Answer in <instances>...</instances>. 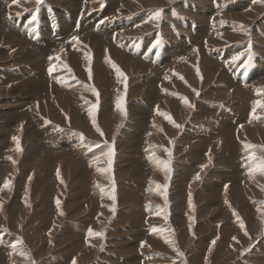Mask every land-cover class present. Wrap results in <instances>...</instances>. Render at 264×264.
Instances as JSON below:
<instances>
[{"label": "rangeland", "instance_id": "1", "mask_svg": "<svg viewBox=\"0 0 264 264\" xmlns=\"http://www.w3.org/2000/svg\"><path fill=\"white\" fill-rule=\"evenodd\" d=\"M0 1L1 2L7 1L8 7H10L11 5L14 6L15 4L19 3L18 2L19 0H16V2H14V0H0ZM66 1H69L70 5H67ZM162 1L164 3L165 2L168 3V4H163L162 8H165V6L168 5L166 7H169L170 9L172 8L174 10V12L171 15L169 14V20H170L169 27H167L164 30L163 28L162 29L158 28L160 26L156 24L158 20L155 19L151 23L152 29L147 31L149 33H144L140 35L139 37H134L132 36L134 35V32H132L130 36L133 38V41L138 44V47H140V51H141L140 58L142 60L145 59V56L147 58V55L149 53L152 54L153 52H154V56H157L158 54L159 56L164 57L165 53L169 49L168 46L171 43L175 44V46H178V49L181 54L180 55L181 60L184 59L182 61L183 63L180 65V62L179 63L177 62L180 66L177 67L176 66L177 63H176L173 69L171 68L172 70L170 69H167V70L171 75L174 74L175 77H178L177 80H180L181 86L184 89L186 88V83L188 81V75L185 71H182V69H178V68L183 66V69H185L184 67L187 64V58L189 57V55L194 53V51L195 52L197 51L196 53L199 55V56H196L197 61L193 63L194 68L200 69V65H201L200 62L202 60V62L205 61V63L207 64V67L209 66L217 67L221 72L225 73L229 79L236 80L237 79L236 76L242 75L244 71L246 72V74L249 72L252 73L259 67L258 58L261 59L260 56L264 54L263 50H260L261 47L262 48L264 47V27H263L264 26V16H263L264 13L258 18H254L255 20H252L246 23L242 22L243 13H246V12H243L242 8L244 6H247L246 4L249 3L248 9H247L248 11L249 9H251V7L254 6L257 0H242V1L241 0H231L233 2L231 5L229 4L231 2H229L227 5H225V7H223V10H225L227 13L226 15H224L221 12H218L219 7L221 6V4L218 3V0L217 1L216 0H184L186 1V3L192 6L191 9H189L190 12L186 8H184L186 10L184 12L183 9H181L183 7L180 8V7L175 6L177 3L183 2V0L182 1L181 0H162ZM259 1L264 2V0H259ZM25 2H26V7L24 11L20 13L18 12V14H16L17 16L13 15V13L12 14L10 13L11 15L9 14L6 16V19H8L9 22H7L5 19L3 22L6 23L7 25L8 24L12 25V27L15 28V32L18 35H20V32L24 33V35L23 34L22 35L25 37L24 38L25 43H26V39L31 41L32 43L35 42L34 43L35 45L43 44L44 41L46 40L47 42H50V43H53L55 41L61 42V40L63 41V43L64 42L65 43L68 42V43H66L67 46L65 47H63V45H60V48L52 55L49 53L54 48L57 49L58 45H52L50 48L49 46H46L45 48H40V50L43 51V54L42 53L41 55L38 54V57H36L33 60L32 58L24 59L22 64L25 63V61L28 63L29 61L30 63L34 61L40 66L41 65L45 66L44 68H47V74L49 75L50 82L48 83V87L50 89H52L53 87L56 88L55 85H58V83H59L58 86L60 87H64L65 85L69 83L67 88H69V86L72 89L75 87L78 88V94H81V97L83 98V104L86 106L84 108V112L86 108L88 110L94 108L93 109L94 112L97 113L95 122L91 119L92 121L89 120L85 122L84 124L92 126V127L99 126V131H100L99 137L98 136H97L98 138L90 137L89 141L96 143L94 148H92V151L98 149V151H101V152L99 154L100 156L99 155L91 156L88 159V163H90L92 165L91 167L93 168L92 176H96L104 172L107 174V179H104L102 182H99L97 184L95 183L96 180H93V179H88V181H84V186H87L88 190H86L83 184L80 182L76 184H72L71 190L67 189L69 191H65V193H64V190L62 191V189H60L61 188V186L59 185L60 183L56 185L55 191L57 190V193H59L60 195L62 194V196L60 197V195L57 193L53 194L52 199H54L53 201L54 204L56 203V205H58L57 201L59 202L61 201L60 204L62 205L64 202L66 203L71 196L72 197L75 196V198H77L76 201H82L81 204H78V209H79L78 211H72L71 206L67 207L66 204L63 206V207L66 206L65 208L66 212L68 211L70 213L68 215L65 214L66 216L63 217L64 219H61L59 222V224L62 227H64L63 230L61 229L54 230L55 228L54 225L40 228L38 230L37 228H32L31 225H28L27 222H26V225L24 222L20 223V220H17L18 217H15L14 219H12L13 221L10 220L11 222L8 223L7 221L6 222L1 221L2 215H0L1 217L0 219V250L4 251V254H2L0 251L1 253L0 254V264H23V262L26 264H59V263L60 264H73V261H75V264H132V260H131L132 258H135V262H136L135 264H138V263L147 264L149 262L150 264H259L261 263L259 262V260H261L264 263V214L262 218L257 217L258 207H256V204H260L264 200L260 201L255 197L244 195L245 196L244 199L236 200L235 203H237V205H235L234 203L229 201L227 198L222 197V193H221V199H222L221 201H222V205L224 209L226 208L225 209L226 214H227L226 216L228 215H232L230 217L234 216L231 219L230 217L229 218L226 217L224 218V220H222L221 219L222 215L220 214V212H223V211L221 209L219 194L215 196H213L215 193H212L210 195L204 194L206 197L201 202L197 203L195 201L194 196H190V195L187 196L186 194L189 192L188 189L186 188L188 186V182H187L185 186L187 190L186 193L184 194L185 196H183L182 198L181 197L177 199L175 198L174 194L177 192L176 191L177 189H176V185L174 184L175 182H174L173 177L177 176L178 173H175L174 164H177L179 162V159L181 156H184V155L188 156L187 150L191 148L190 144L192 142L193 143L195 142V141H192L187 146H185L184 143H181V139L184 138L183 134L189 131L188 124L191 122L190 120L191 118L185 119L183 122H181L178 119L172 118V116L169 115V114H173L171 112L169 113L164 112V117L162 116L163 117L162 119L155 120V118L152 117L151 118L152 121L155 120V122L157 121L158 123V124L156 123L153 127V130L156 129L155 131H157V133L160 131L161 133L164 134V131L161 130L162 128L164 129V126L163 127L161 126L162 123L163 124L165 123L166 125H168L169 129L171 128L174 131V135L172 136V138L168 137L167 136L168 134L166 133V136L163 137L164 140L161 141L160 144L159 143L157 144L158 146L156 147L157 149L155 148V153L146 152L148 150H145L144 152V148H143L144 144L142 143L140 145L139 151L144 152V153L142 155L137 153L136 155L138 156L140 155V159L142 161L143 159H147L146 155L148 154H150V156H148L150 158H153L154 156L157 158L159 157L158 158L159 161L157 160L158 161L157 164L154 165L152 164L151 159H147V163H142L140 161V164L138 165H126L122 168L123 170H121V168L117 166L120 159L123 160L128 155L129 151H126V149L122 150L121 148L118 147V143H119V140H118L119 138L117 136L118 133H116V136H114L113 135L114 132L113 130H111L110 134H108L104 126L103 125H102L103 127L101 126L100 110H101V105L103 103L102 102L103 97H102V92L99 91L98 87H96L97 84H95L91 80L92 79L91 74H92V71L94 70V66H92L93 68L91 67L90 69L84 68L81 73H77L75 72L76 70L74 69V67L70 66V63L66 59V57L68 56L66 55V53H68V51H71V50L72 51L77 50L78 47H77V43L75 42H78L81 36L84 37L85 35H87L86 33L88 32L84 31L82 32L83 34L82 33L78 34L77 35L78 37L76 35H73L74 37L78 38L74 40L73 36H70V32H66L64 29H62V25H61L63 23L72 22V25H74V26L71 25V27L74 28L71 30L73 34L74 32L79 33L83 29V26L86 24H89V25L93 24V27L91 29H97L99 28V26H103L104 22L110 23L111 19L108 18L109 14H107L109 13V9H110V6L108 5L113 1L111 0H35V1L32 0L31 2V0H25ZM69 6L71 7L68 8ZM2 7L3 5L0 4V9ZM214 8L217 9V11H215ZM59 9H62L61 12L64 13L63 17ZM145 10L146 8H144V10H138L136 11V14H138L140 11L144 12ZM200 10L201 11L203 10L206 13H204V15L202 13L201 15H199ZM128 15L130 14L129 13L125 14L126 17ZM33 17H35V19H33ZM62 18L64 22L61 21ZM232 21L234 23L239 22L241 23V25H243V27H245L239 30L241 33L237 37V39H235L232 42V44L229 43V44H226L225 46H220L217 48V50L216 49L210 50L208 53L203 54L204 55L203 56L200 50V46L206 49L207 40L209 36L212 34V32L214 31L213 27L215 25L218 26L219 24L220 26L224 25L223 26L224 28L225 27L229 28L231 27L230 26L231 23H233ZM182 22H184L183 26H182ZM185 22L187 25L186 27H185ZM211 24L214 26H211ZM247 24L251 26L248 27ZM47 28L50 29L51 31L50 33H46ZM157 31H159L161 35ZM181 33H186L185 35L192 36L193 39H194V35L202 34L203 40L202 41L200 40V42H198V46L197 45L195 46L197 41L195 42L190 41L188 37H186L185 35H181ZM150 34H152L153 36L152 38L153 41L148 42L147 38H148V35ZM112 38L113 39L111 41V45L114 44L117 49L119 50L121 49L120 52L117 51V53H120V55L121 54L123 55L125 53V51L124 53H122V50H124V48L119 47L116 44L115 36ZM138 38L140 39L138 40ZM2 39L4 40V36ZM49 39L52 41H50ZM182 39H184L185 42H182ZM71 40L72 41L74 40V41L72 42ZM165 40H168V41H165ZM147 43L148 44L150 43L151 46L148 47ZM199 43H200V46H199ZM242 44L243 46H241L240 48L239 45H242ZM13 49H14V46L11 48V50ZM108 49H110V51ZM103 50L104 51H102L103 53H101L102 55L101 57L103 60H105L104 62L110 63L112 61L113 63H115V66H116L118 64L119 59L116 60L114 58V55L111 53L112 52L111 47L106 45ZM217 51L219 52L224 51L226 53L230 51L233 52L235 54L234 57L236 58L235 63L228 61V59L226 58H223L224 61L222 59H218L217 57L218 56L221 57V55L216 54ZM88 53L90 55L92 53V50L89 49L87 51V55ZM110 54L112 55V57ZM42 55H46V56H42ZM91 59H92V55H91ZM151 60H152L151 58L150 59L147 58L144 61L148 63ZM63 61L65 64L63 63ZM162 63L163 62H161V64ZM112 64H111V67H113ZM167 64L168 63H165V65ZM232 64H234L235 66H232ZM18 65H21V64H16L15 66L13 64H10V67L15 69L18 67ZM83 66L85 67V63L81 61V67ZM175 67L178 70L174 71ZM233 67L237 68L236 72H233L232 70ZM155 68L156 66L154 64L150 65L151 70H154ZM42 69H40L39 71H43ZM16 70L19 71V68ZM115 72L116 71L114 69L112 71V75H113L112 82L114 81L113 84H116V86H113L111 88V91H114V92L112 94L109 93L108 95L110 96L111 100L113 98L115 99V100L113 99L112 101L115 102V105H116L117 103H121L122 101L123 87L121 86L125 84L126 79L128 78V76L130 77V74L123 71L122 72L123 75H120V74H115ZM52 74H54L55 79L54 77H52L53 76ZM140 75H138L137 78H141L143 81L146 78H148L146 77V75L144 77H141ZM170 78H171L170 81L172 82L173 77H170ZM181 78L182 79L184 78L183 79L184 81ZM257 84H259L261 89H258L256 86H253L250 89L251 92L253 91L252 98H251L252 103H251V106L249 104L246 110V114L249 117V119L253 118L254 116H257L259 107L264 106V99H263L264 98V89H263L264 82L257 81ZM10 87L11 86H9L8 88ZM81 87H84V89L83 88L81 89ZM115 87L116 89H114ZM258 92L260 94H258ZM174 95L178 97V100H179L178 102L181 103L180 98H183V95L178 94V93H174ZM210 97H213V98L210 99V101L207 100L208 102H204L205 106H217L221 104L219 103L220 99H218V97L215 94L210 95ZM45 101H46L45 103H47V100ZM94 101H96V103ZM226 101L228 102L226 103L223 102L225 104L223 106H226L227 104L229 105V103L234 102L232 99L231 101H229V99H227ZM253 103H256V104H253ZM125 104H126V101H125ZM38 105L40 106L39 103H36L34 107L38 108ZM255 105H257L258 107ZM4 108L6 109L7 107L5 106L3 107V109ZM26 108L27 106L24 108V110ZM158 108H159L158 104H156L154 109L158 111L157 110ZM61 109L64 111L63 108H58L57 110L61 112L62 111ZM217 111L221 112L219 110ZM60 112L59 114L62 115L60 118L63 119V122L57 121L58 119L56 118V116H54L50 112H48L47 115L41 112H37L36 114L38 115H36L37 119H35V123L40 121L41 119V121H45V123L43 124L41 123L38 127L39 129H43V127L44 128L46 127L47 129L54 128L53 130L55 131L54 133L52 132H50L51 134L47 133L51 137L52 136L53 137L51 138V137L46 136L45 139L42 141V144L45 145L46 142L48 141V144L52 145L50 146V148H54L61 155H63L65 152V149H63L64 146L63 145L61 147L59 145L55 146V144L59 139L64 140V141L72 139V138H69L63 135L58 137L59 133L64 131L65 126L66 128L69 126L68 129L74 130L72 132L73 137H76V135L81 134V138L82 137L86 138V134L82 133V131L81 133H79L78 131L80 130H77L76 128H74L73 123L71 122V120H69V114L66 113V111H64V113L62 112L60 113ZM128 113H129V110L126 107V113H125L126 118L124 119V123L127 122L126 119L129 116ZM221 113L223 114V112ZM221 113H220V116H222ZM49 114H50V117H49ZM253 114L255 115L253 116ZM169 116H171V119H169ZM6 119H3V120L5 121ZM96 121H99V122H96ZM25 124H27L26 121L19 123V125H21V127L19 128L22 131L19 133V131L15 130L16 129L15 124L10 127L6 126L3 124V121L0 118V127L3 128L2 130H0V140L4 141L1 143L4 147L2 151H7L6 147L10 146L11 149L15 148L16 152L18 151V148H19V151L22 152V149H23L22 147H24L23 142H25L27 146L33 144V141L29 139L27 134L23 131ZM253 124L254 123H251V125ZM177 125H179V127H177ZM242 125L243 123L240 124L241 127ZM240 126L238 128H240ZM113 127L114 125L111 128ZM119 127L120 126H118V131L120 132L122 131L123 128L122 127L119 128ZM8 129H11L10 138H7L5 136V133ZM14 137L18 138V140L13 139ZM217 139L218 138L214 140L216 141ZM176 143L179 145H177ZM19 145L20 147H18ZM175 145L181 148L180 152L174 151ZM70 148H71L70 150L74 152L76 151L78 152V150H80L78 146H76V148H72V147ZM156 150L157 151L159 150V153ZM90 151L91 149H88V150H85L84 152H86V155H87L88 153L90 154ZM223 151L225 152V149L214 153L209 165L207 166L206 174L210 172L211 168H214L209 181L218 182L219 170L221 171V170L226 169V165L220 164V162L210 167L213 163V160L216 161L219 158L226 157L227 153L222 154ZM243 152L242 150L236 149V153L232 155L233 156L232 159L234 163L241 166V168L244 164L248 163V160H250L249 158L250 156H248L250 155V151L245 152L247 153L246 155H243ZM253 152L258 153L259 156L261 157L264 156L263 151L255 150L251 152V155L253 154ZM122 154L123 156H121ZM240 154L243 155L244 157L240 156ZM178 155L179 156L181 155V156L179 157ZM228 156L230 157V155ZM255 156L257 157V154ZM239 158L241 159L240 162L238 161L240 160ZM2 165L3 164L0 163V167ZM77 166L80 167L78 163H77ZM245 166L246 165H244V167ZM17 168L14 170H11L10 172L8 171L7 173L0 172V193H1L0 200H2L0 201V206L3 205L2 202H4L3 199L1 198L3 196L2 189L11 188L10 196L12 199H9V202H8V207L10 208V204H12L13 201H15L14 199H17V201L19 202L24 201L23 194H25V192H27V190L31 187L33 182L39 179L41 177V174L44 173L42 166L36 167L35 169L32 168L33 170L30 169L29 175L27 173L28 172L27 170H24L25 172H22L21 167L18 166ZM61 169H63V166ZM248 169H246V171L242 174L240 173L237 174L234 177V179L228 180L230 182L225 184V191L227 190L230 183L234 185V188L236 189L237 192H238V189H241L243 193L252 189L250 183L253 181V178L248 173L251 170L249 169L248 171ZM119 171H124L126 172V174H130L132 172L134 173L136 171L138 173V176H134V179H136L137 181L136 182L128 181L123 178L119 179V175H117L119 174L118 173ZM60 173L64 175L63 172L60 171V168L58 167V170L54 177L56 181L61 180ZM144 173H146L144 176L145 179L143 178L142 183H141L138 180V177H140ZM19 176L25 177V181L23 182L24 183L23 185H19L20 183L17 181V179H19ZM203 183L206 184V181H203ZM6 184L8 185L7 187H5ZM50 184L52 183H49L47 185L52 186ZM100 185L101 186L103 185V186L101 187ZM126 185L127 186L134 185L136 187L134 189L130 188L131 189L130 191L122 195L121 191L125 189ZM246 185L250 186L251 188L244 190V187ZM212 188L215 189L216 187L213 186ZM222 188L223 187H220V192H223ZM47 189L48 188H46L45 191ZM18 191H20L21 193L20 195L22 196V198L16 197ZM229 192H230V189H229ZM113 195L115 196L114 200L112 199ZM210 197L216 203V205L213 207L214 212L212 213V214H215V218L208 219L211 215V208H205V216L207 218L201 217L202 219L199 220V217L197 215L198 213L197 208L203 207V205H206ZM39 198L46 202H48V199H49L46 196L43 197V193ZM6 200L8 201L7 197H6ZM178 203H181V210H175L174 206ZM241 204L246 205L244 206V208L247 211V217L243 215V213L240 210ZM254 204H255L254 208L249 207ZM184 205L185 207L187 206V208H185ZM113 207L115 209L114 211H113ZM132 209L137 213L134 214L132 212ZM140 209L144 210V212L145 213L147 212V213L144 215H141L140 216L141 220L139 221V219H137V216L139 214L138 211ZM56 210H59V209L57 208ZM41 211L39 212L40 214L43 213ZM123 211L128 212V214L122 216ZM31 212L34 213L33 210ZM58 213H59L58 215L61 214L60 212ZM143 216H145L144 218L145 221L143 220ZM253 218H256V221L257 219H260V221L258 222L259 224L256 223L253 225V222H255ZM54 221L55 220H53L52 222L54 223ZM138 221L142 223L141 227L143 228V232L141 234H139V230H138L139 228L137 229L134 226V224L136 225ZM155 222H159V223H155ZM204 222L210 223V225L212 223L213 227L211 226L206 227L204 225ZM154 224H157L156 225L157 228L151 229L152 225ZM160 224L163 225V228L159 227ZM64 229H67V230H64ZM61 231H63L64 234L63 233L59 234V232ZM96 233H103V235L98 236L96 235ZM200 234H203L204 236L208 235L209 239L206 240L205 242L204 241L201 242L202 239H200ZM181 235L183 236V238H186L187 240H189L187 244L182 242V240L180 239ZM191 236L192 237L194 236V237L192 238ZM32 237H36V238L39 237V239L38 241H36V243L35 242L33 243L31 240ZM213 241L215 243H213ZM47 246H49V249ZM11 247L13 249L18 248L19 250L17 249L16 251L20 255L18 256L16 254L12 256L11 255L13 254L11 253L12 251L6 252L7 248H11ZM147 251H151L154 253L153 255H150L147 253ZM21 256L22 258H20ZM138 256L140 258H138ZM152 260H154V262H151Z\"/></svg>", "mask_w": 264, "mask_h": 264}, {"label": "bare ground", "instance_id": "2", "mask_svg": "<svg viewBox=\"0 0 264 264\" xmlns=\"http://www.w3.org/2000/svg\"><path fill=\"white\" fill-rule=\"evenodd\" d=\"M111 1H113V2H111L108 5V6H110V9H109V13H107V14H109V16L107 15L108 18L111 19L110 23L104 22V25L102 24L103 26H99V28H97V29H91L93 27V24L89 25V24L85 23L86 25L83 26V29L79 33L74 32V34L71 31L72 29H74L73 27H71L72 22L63 23L61 25H62V29H64L66 32H70V36H73V35L77 36L78 34L84 32V31L88 32V33H86L87 35H85L84 37L81 36V38L79 39L78 42H75V43H77V47H78L77 50H75V51L71 50V51H68V53H66V55H68L66 57V59L70 63V66L74 67V69L76 70L75 72H77V73H81L84 68L90 69L92 66H94V70L92 69L93 71L91 74L92 75L91 80L95 84H97L96 87H98L99 91L102 92V97H103L102 98L103 103L101 105V110H100L101 126L102 125L104 126V128L108 134H110L111 130H113L114 136H116V133H118V135H117L119 138V139L117 138L119 140L118 147L121 148L122 150L126 149V151H129L128 155L123 160L120 159L118 165L117 164L116 165L119 166L121 168V170H123L122 168L126 165H138V164H140V161L142 163H147V159H151L152 164H154V165L157 164V162L159 161L158 160L159 157L158 158L155 157L154 156L155 154L153 155L154 156L153 158L148 157V156H150V154L146 155L147 159H143V161L140 159V155H142L145 152V150H148L146 152H154L155 153V148L158 146L157 144L158 143L160 144V142L164 140L163 137L166 136V133L168 134L167 135L168 137L172 138V136L174 135V131L171 128L169 129L168 125H166L165 123L163 124L160 120L159 121L162 123L161 126L162 127L164 126V129L163 128L161 129L164 131V134L161 133L160 131L158 132L160 134H158L157 131H155L156 129L153 130L154 125L157 123V121L155 122V120L156 119H162L164 117V112H167V113L171 112L173 114H169V115H171L172 118H174V119L180 120L181 122H183L185 119L191 118L190 119L191 122L190 123L188 122L189 123L188 124V127H189L188 130L189 131L187 133L183 134L184 138L181 139V143H184V145L187 146L190 142L195 141L194 143L192 142L190 144L191 148L189 150H187L188 156H186V155L181 156L180 155L181 156L180 157L178 155L180 157L179 162L177 164H174L175 173H178L177 176L173 177L174 182H175L174 184L176 185V189H177L176 190L177 192L175 194L173 193L175 195L176 199L179 197L182 198L183 196H185L184 194L187 191L186 188L189 191L188 193H186L187 196L188 195L194 196L195 201L197 203L201 202L206 197L204 194L210 195L212 193H215L213 196L219 194L221 209L223 211V212H220V214L222 215V217H221L222 220H224V218H226V217L229 218L232 215L226 216L227 215L226 211H225L226 208L224 209V207L222 205L221 193H222V197L227 198L229 201H231L235 205H237V203H235L236 200L244 199V197L246 195L255 197L260 201L264 200V173H261L260 171L256 170L257 166L261 163V160L264 159V156L261 157V156H259L258 153L253 152L254 155L257 154V157L255 156L256 159L250 158L253 156V154L251 155L252 151L257 150V151H263L264 152V106L263 105H262L263 107L260 106L258 109L257 116H254L256 114L255 113V114H253L254 117L251 119H249V117L246 114L247 107L249 106V104L251 106V103H252L251 98H252V92L253 91L251 92L250 89L253 86H256L258 89H261L259 84H257V81L264 82V54H262L260 56L261 59L258 58L259 67L254 72L247 73L248 74V76H247L246 72L244 71L242 75L237 74L238 76H236L237 79L235 80V79H229L227 77V75L225 73L221 72L217 67H214V66L207 67V64L205 63V61L202 62L201 59H200L201 60V62H200L201 63V65H200L201 70L194 68L193 63H195V61H197L196 56H199L196 53L197 51L196 52L194 51V53L189 55V57L187 58V64L184 67L185 69H183V66L178 68V69H182V71H185L188 75V81L186 83V88L184 89L181 86L180 80H177L178 77H175L174 74L171 75L167 70V69L172 70L177 62L178 63L180 62V65L183 63L182 61L184 59L181 60V56H180L181 54H180V51L178 49V46H175V44L171 43L168 46L169 49L165 53L164 57L159 56L157 53H156L157 56H154V52L152 54L149 53L147 55V58L148 59L151 58L153 60V62L151 60L150 62L147 63L146 61H144L145 59H147L146 56H145L144 60H142L140 58V56H141L140 55L141 54L140 47H138V44L136 42H134L133 38L130 36V34L132 32H134V35H132L134 37H139L140 35H142L144 33H149L147 31L152 29L151 23L155 20L153 18V16H154V13L156 10H162L161 15H160L161 18L157 19L158 21L156 22V24L158 26H160L158 28H160V29L163 28V30L166 29L167 27H169V24H170L169 14L171 15L174 12V10L172 8L170 9L169 7H166L168 5H166L165 8H162L163 4H168L166 2L164 3L162 0H111ZM18 2L19 3L15 4L14 6L11 5L10 7H8L7 1H2V2L0 1V4L3 5V7L0 9V109H1L0 110V118L3 121V124L6 126L10 127V126L15 124L16 125L15 130L19 131V133L22 132L21 129L19 128V127H21V125H19V123L26 121L27 124H25L23 131L27 134L28 138L33 141V144L27 146L26 143L23 142L24 147H22L23 148L22 152L19 150H18L19 152L18 151L16 152L15 151L16 149L15 148L11 149L10 146L6 147L7 151H2V149L4 147L1 143L4 141L0 140V163L3 164L0 167V172L1 173H4V172L7 173L8 171L10 172L11 170H14L19 166V167H21L22 172H25L24 170H27L28 171L27 173L29 175L30 169L33 170L32 168L35 169L36 167L42 166L44 173L41 174V177L39 179L35 180L32 185L30 184L31 187L27 190V192H25V194H23L24 201L19 202V201H17V199H14L15 201H13V203L10 204V208L8 207V202H9V199H12L10 196L11 195L10 194L11 188L10 189H2L3 196L1 198L3 199L4 202H2L3 205L0 206V215H2V219H1V217H0V219H1V221H4V222L7 221L9 223V222L13 221L12 219H14L15 217H18L17 220H20V223L24 222L26 225V222H27L28 225H31L32 228H37L38 230L40 228L53 226V225L55 227L54 230H57V229L63 230L64 227H62L59 224V222L61 219H64L63 217L66 216L65 214H67V215L70 214L68 211L66 212V210H65L66 206L65 207H63V206L66 204L67 207L71 206L72 211H78L79 210L78 204H81L82 201H76L77 198H75V196H73V197L71 196L69 198V200L66 203L64 202L62 205L60 204L61 201L59 202L58 205H56V203L54 204V202H53L54 199H52V196H53V194L57 193V190L55 191L56 185H58L60 183L59 184L61 186L60 189H62V191L64 190V193H65V191L71 190L72 184H76V183L80 182L84 186V181H88V179L96 180V182H95L96 184L99 182H102L104 179H107V174L104 172L100 173L96 176H92L93 168L91 167L92 165L90 163H88V159L91 156H98L101 152V151H98V149L92 151V148H94L96 143L89 141L90 137L98 138L100 135V131H99V126L98 127L97 126L92 127L89 125H85L84 123L91 120V119L95 122V118L97 117V115H96L97 113L94 112V110H93L94 108H92V107H91L92 109H89V110L86 108V110H85L86 113L84 112V108L86 106L83 104V98L81 97V94H78V88L77 87L72 89L69 86V88H67L69 83L67 85L64 84L65 85L64 87H60V86H58L59 85V83H58V85H55L56 88L53 87L52 89H50L48 87V83L50 82L49 81V75L47 74V68H44L45 66H43V65L40 66L37 63H35L34 61L32 63H30V61H29V63L25 61V63L22 64L24 59L32 58V60H33L36 57H38V54H40V55H41V53L43 54V51L40 50V48H45L46 46H49V48H50L52 45H58L57 49L54 48L49 53L52 55L53 53H55L60 48V45H63V47H65V46H67L66 43H68V42L63 43L62 40H61V42H56L54 40L55 42L50 43V42H47V40H46V41H44L43 44H40V45L36 44V45H38V46H36L34 44L35 42L32 43L31 41L26 39V43H25V39H24L25 37L23 36L24 33L20 32V35H18L15 32V28H13L12 25H10V24L7 25L6 23L3 22L4 19L7 22H9L8 19H6V16L9 15L10 13L11 14L13 13V15H16V14H18V12L20 13V12L25 10V7H26L25 0H19ZM31 2H32V0H31ZM229 2H231V3H229ZM66 3H67V5H70L69 1H66ZM218 3L221 4V6L218 9V12H221L224 15H226L227 13L225 10H223V7H225V5H227L228 3L231 5L233 2L231 0H218ZM248 4H246L247 6H244L242 8L243 12H246V13H243V16H242V22L243 23L255 20L254 18H258L264 13V2L263 1L257 0L256 3L254 4V6L251 7V9H249L247 11ZM175 6L180 7V8L183 7L181 9H183L184 12L186 11L184 8H186L189 11V9H191V7H192L191 5L186 3V1H184V0L181 3H177ZM70 7L71 6H69L68 8H70ZM144 8H146V10L144 12L140 11L138 14H136V11L144 10ZM236 9H237V7H236ZM59 11L63 17L64 13L61 12L62 9H59ZM215 11H217V9H215ZM128 13L130 15H128L126 17L125 14H128ZM134 13H135V15H134ZM201 13L204 15V13H206V12L203 10L202 11L200 10L199 15H201ZM104 14H106V13H104ZM167 14H168V16H167ZM263 16H264V14H263ZM103 17H105V16H103ZM61 21L64 22L63 18ZM187 22H188V20H187ZM183 25H184V22H182V26ZM247 25H248V27L251 26L249 24H247ZM72 26H74V25H72ZM186 26L187 25L185 22V27ZM211 26H214V25L211 24ZM223 26L224 25L220 26L218 24V26L215 25L213 27L214 33L211 31L212 34L209 36V38L207 40L206 49H204L202 46H200V43H199L202 55L205 53H208L210 50H214V49L217 50V48L220 46H225L226 44H229V43L232 44V42L235 39H237V37L240 35L241 32L239 30H241V28H245L239 22L231 23V25H230L231 27L228 26L229 28H226V27L224 28ZM215 28H216V30H215ZM170 29H171V27H170ZM250 29H248V30H250ZM50 32H51L50 29L47 28L46 33H50ZM157 32H159V31H157ZM53 33H55V32H53ZM185 34L186 33H181V35H185ZM160 35H161V33H160ZM3 36H4V40L2 39ZM114 36L116 37V44L119 47L124 48V50H122V53H124V51H125L124 54H126V55H124V54L120 55V53H117V51L120 52L121 49L120 50L117 49L116 46L113 44V42H112L113 45H111V41L113 39L112 37H114ZM185 36L188 37L190 41H194V42L197 41L195 46L196 45L198 46V42H200V40L201 41L203 40L202 34L194 35L195 40L192 38V36H187V35H185ZM34 37H36V36H34ZM152 38H153L152 34L148 35L147 41L148 42L153 41ZM40 39H41V37H40ZM139 39L140 38H138V40ZM179 40H181V39H179ZM50 41H52V40H50ZM165 41H168V40H165ZM182 42H185L184 39H182ZM106 45L111 47V50H112L111 53L114 55V58L116 60L119 59L118 64L115 67L114 66L111 67V64L113 63L112 61H111L112 63L111 62L110 63L104 62L105 60H103L101 57L102 56L101 53H103L102 51H104L103 49ZM13 46H14V49L11 50V48ZM147 46L150 47L151 46L150 43L149 44L147 43ZM239 46L241 48V46H243V44L239 45ZM69 49H71V48H69ZM89 49L92 50V53L90 55L88 53V55H87V51ZM65 50H66V48H65ZM108 50L110 51V49H108ZM260 50H263V53H264V47L263 48L261 47ZM231 51L228 53H226L224 51H220V52L217 51L216 54H220L221 57H219V56L218 57L216 56V57L218 59H222L223 61H224L223 58H226V59H228V61L235 63V60H236V58L234 57L235 54ZM91 55H92V59H91ZM42 56H46V55H42ZM42 56H41V58H42ZM111 57H112V55H111ZM104 59H105V57H104ZM116 60H114V61H116ZM81 61L85 63V67L84 66L81 67ZM161 62H163L162 63L163 65L161 64ZM198 62H199V60H198ZM63 63H64V61H63ZM165 63H168V64L165 65ZM178 63L176 65L177 67L180 66ZM10 64H13L14 66L16 64H21V65H18L17 68L13 69L10 67ZM60 64H61V62H60ZM120 64H121V66H120ZM152 64H154L156 66V68L154 70L150 69V65H152ZM112 65H115V63H113ZM232 66H235V65L232 64ZM117 67L119 68L120 72L124 71L126 73H129L130 77L128 76L125 84H123V86H121V87H123V92H122L123 97L121 96L122 97L121 103H117L115 105V102L112 101L114 98L111 100V98L108 94L109 93L112 94L114 92V91H111V88L113 86H116V84H113L114 81L112 82V80H113L112 79L113 78L112 77L113 76L112 71L115 69V71H116L115 74H119L117 71ZM18 68H19V71L16 70ZM42 68H44V69H42ZM40 69H42L43 71H39ZM55 69H57V68H55ZM178 69H176V67H175L174 71L178 70ZM205 70H207V71H205ZM232 70H233V72H236L237 68L233 67ZM52 71H53V69H52ZM52 75L51 76L54 77V79H55L54 74H52ZM84 75H86V74H84ZM138 75H140L141 77H144L146 75V77H148V78H146L143 81L141 78H137ZM170 77H173L172 82L170 81V79H171ZM254 80H256V81H254ZM78 81H79V79H78ZM126 83L128 84V86ZM9 86H11V87L8 88ZM82 88L84 89V87H81V89ZM114 89H116V87ZM193 90H195V91H193ZM162 91H164V92H162ZM174 93H178V94L183 95V98H180L181 103L178 102L179 101L178 97L175 96ZM197 93H199V95H197ZM213 94H215L218 97V99H220L219 103H221V104H219L217 106H205L204 102H208L207 100L210 101V99L213 98V97H210V95H213ZM258 94H260V93L258 92ZM254 97H256V96H254ZM80 98H82V99H80ZM184 98H187L188 103H185ZM76 99H77V101H76ZM227 99H229V101H231V99H232L234 102L229 103V105L227 104L226 106H223V105H225L223 102H225V103L228 102V101H226ZM45 100H47V103H45L46 102ZM125 101H126V104H125ZM94 102L96 103V101H94ZM36 103L40 104V106L38 105V108L34 107ZM156 104H158V107H159L157 109L158 111H156V109H154ZM253 104H256V103H253ZM189 105H191V106H189ZM5 106L7 108L3 109V107H5ZM26 106H27V108L24 110V108ZM255 106H257V105H255ZM126 107L129 110V113H128L129 116L126 119L127 122L124 123V119L126 118L125 117ZM58 108H63L64 111H66V113L69 114V120H71V122L73 123L74 128H76L77 130H80V131H78L79 133H81V131H82V133L86 134V138L82 137L83 139L81 138V134H78V135H76V137H73L72 132L74 130L68 129L69 126L67 128L65 126L64 131L59 133L58 137L63 135V136L72 138L73 140L69 139V140L64 141V140L59 139L56 142L55 146H57V145H59L60 147L62 145L64 146L63 149H65V152L63 155H61L54 148H50V146H52V145L51 144L49 145L48 141L46 142L45 145L42 144V141L45 139L46 136L51 137L47 133H50V132L54 133L55 132V131H53L54 128L47 129L46 127L45 128L43 127V129H39L38 128L39 125L41 123L42 124L45 123V121H41V119H40V121L35 123V119H37L36 115H38V114H36L37 112H41V113H44L46 115L48 112H50L51 114L56 116V118L58 119L57 121L63 122V119L60 118L62 115L59 114L60 111L57 110ZM217 110L223 112V114L221 112H218ZM64 111L62 113H64ZM220 113L222 114V116H220ZM171 116H169V117H171ZM49 117H50V114H49ZM65 117H67V116H65ZM152 117L155 118L154 121H152V119H151ZM3 119H6V120L4 121ZM165 120H167V119H165ZM96 122H99V121H96ZM65 123H66V121H65ZM242 123H243V125L241 127L240 124H242ZM251 123H254V124L251 125ZM113 125H114V127L111 128ZM118 126L123 128L122 131H120V132L118 131ZM239 126H240V128H238ZM2 129L3 128L0 127V130H2ZM10 130L11 129H8L5 133V136L7 138L11 137ZM234 135H235V137H234ZM55 136H57V135H55ZM216 138H218V139L215 141L214 139H216ZM118 140H117V142H118ZM142 143L144 144V147H143L144 152L139 151V147ZM177 143H179V142H177ZM177 145H179V144H177ZM249 145L254 146V147H248ZM11 146H13V145H11ZM76 146H78L80 148V150H78V152L77 151L74 152V151L70 150L71 149L70 147L76 148ZM18 147H20V145ZM88 149H91L92 152L90 151V154L88 153L86 155V152H84V151L88 150ZM116 149H118V148H116ZM174 149H175L174 151L180 152L181 148L179 146L175 145ZM223 149H225V152L223 151L222 154L227 153L226 157L219 158L216 161L213 160V163L210 167H212L214 164H217L220 162V164L226 165V169L221 170V171L219 170L218 182L209 181L211 174L213 173L214 168H211L210 172L208 174H206L207 173V166L209 165L211 158L213 157V154L216 152L222 151ZM236 149L242 150V152L244 151L243 155L247 154L245 152L250 151V155H248V156H250L249 157L250 160H248V163L244 164V165H246L245 167L243 165L241 168V166L234 163V161L232 159V157H233L232 155L234 153H236ZM82 150H84V151H82ZM183 151H185V150H183ZM157 152L159 153V150ZM83 153H85V154H83ZM137 153H139L140 155L139 156L136 155ZM11 154H13V155H11ZM241 154H240V156H243ZM7 155H9V156H7ZM228 155H230V157ZM121 156H123V154ZM241 159L238 161L240 162ZM77 163L79 164L80 167L77 166ZM202 165L205 167H202ZM62 166H63V169H61ZM58 167L60 168V171H62L64 175H62L60 173V175H61L60 179L61 180L56 181L54 177L56 175ZM248 168L251 170L248 173L253 178V181L250 183L252 189L243 193L241 191V189L237 188L238 189V192H237L236 189L234 188V185H232L230 183L227 190L225 191V184L230 182L228 180L234 179V177L237 174L244 173L246 171V169H248ZM249 169H248V171H249ZM118 173L119 174H117V175H119V179L123 178V179H126L128 181H135V182L137 181L136 179H134V176H138V173L136 171L134 173L132 172L130 174H126V172H124V171H119ZM23 174H25V173H23ZM145 174L146 173H144L140 177H138V180L141 183H142L143 178L145 179V177H144ZM42 176H43V178H42ZM197 176H199V179H197ZM201 178H202V180H201ZM17 181L20 183L19 185H23L24 184L23 182L25 181V177L19 176V179H17ZM50 181H52V182H50ZM203 181H206V184H204ZM187 182H188V186L185 188ZM49 183H52V184H50L52 186L47 185ZM213 186H215L216 188L213 189L212 188ZM44 187H45V189L46 188H48V189L45 191ZM135 187L136 186H134V185H128V186L126 185L125 189L121 191L122 195H124L128 191H130L131 190L130 188L134 189ZM220 187H223L222 188L223 192H220ZM251 187L246 185L244 187V190H247ZM84 188L86 190H88L87 186H84ZM67 189H69V190H67ZM89 189H91V188H89ZM229 189H230L231 193L229 192ZM42 193H43V197L46 196L49 198L48 202L41 200L39 198L42 195ZM20 194H21L20 191H18L16 197L22 198V196ZM57 194H59V193H57ZM61 196H62V194L60 195V197ZM6 197L8 198V201L6 200ZM0 201H2V200H0ZM175 203H177V202H175ZM16 204H17V206H16ZM98 204H100V203H98ZM182 204H183V202H182ZM215 205H216V203L210 197L206 205H203V207L197 208V212H198L197 215L199 217V220L202 219L203 217H206L205 216V208H211V215L208 219L215 218V214H212L214 212L213 207ZM244 206H246V205L241 204V209L240 208L239 209L241 210L243 215H245L247 217V211L245 210ZM254 206H255V204L251 205L249 207L254 208ZM96 207H98V206H96ZM174 207H175V210H181V203L176 204ZM184 207H185V205H184ZM256 207H258L257 217L262 218L263 214H264V201H262L260 204H256ZM57 208L59 210H56ZM132 208H133V206H132ZM185 208H187V206ZM32 210L34 211V213L31 212ZM40 211L43 212V213H41L43 215H41L39 213ZM44 212H45V214H44ZM58 212H60L61 214L58 215L59 214ZM132 212L134 214L137 213L133 209H132ZM138 212H139V214L137 216V219H139V221H140L141 220L140 216L146 214L147 212L145 213L144 210H142V209H140ZM126 214H128V212L123 211L122 216H124ZM233 217H230V219ZM144 218H145V216H143V220L145 221ZM256 218H253V220L255 221V222H253V225L260 221V219H257V221H256ZM53 220H55L54 223L52 222ZM42 221H44V222H42ZM139 221L137 222L136 225L134 224V226L137 229L139 228L138 229L139 234H141L143 232V228L141 227L142 223ZM155 223H159V222H155ZM156 225L157 224L152 225L151 229L157 228ZM204 225L206 227L207 226L213 227L212 223L210 225V223L204 222ZM159 227L163 228V225L160 224ZM64 230H67V229H64ZM61 233L64 234L63 231L59 232V234H61ZM197 234H198V232H197ZM149 237H150V235H149ZM38 239H39V237L38 238L32 237L31 240L33 243L34 242L36 243V241H38ZM180 239L182 240L183 243L187 244V242H189V240H187L186 238H183L182 235H181ZM200 239H202L201 242L202 241L205 242L206 240L209 239V236L208 235L204 236L203 234H200ZM64 242H66V241H64ZM47 247L49 249V246H47ZM17 249H13L12 247L7 248L6 252L12 251L11 252V253H13V254H11L12 256H14L16 254L19 256L20 254L17 253V251H16ZM20 252H21V250H20ZM1 253L4 254V251H1ZM147 253L150 255H153L154 252L147 251ZM20 258H22V256ZM138 258H140V257L138 256ZM131 260H132V264L136 263L135 258H132ZM129 261H130V259H129ZM151 262H154V260H152ZM259 262H261L259 264H264L261 260H259ZM23 264H26V263L23 262ZM147 264H150V262Z\"/></svg>", "mask_w": 264, "mask_h": 264}, {"label": "snow or ice", "instance_id": "3", "mask_svg": "<svg viewBox=\"0 0 264 264\" xmlns=\"http://www.w3.org/2000/svg\"><path fill=\"white\" fill-rule=\"evenodd\" d=\"M14 2H16V0H14ZM161 11H162V10H156L155 13H154L153 18H154V19H159V18H160V15H161ZM33 19H35V17H33ZM73 39H78V38H77V37H73ZM113 66L115 67V65H113ZM117 71H118V73H119L120 75H123V73L120 72V70H119L118 67H117ZM125 79H126V77H125ZM197 95H199V93H197ZM184 100H185V103H188L187 98H184ZM189 106H191V105H189ZM169 119H171V117H169ZM177 127H179V125H177ZM13 139H17V140H18V138H16V137H14ZM248 147H254V146L249 145ZM18 150H19V148H18ZM250 158H251V159H256V157H255L254 154H253V156L250 157ZM202 167H205V166L202 165ZM256 170H257V171H260L261 173H264V159L261 160V163L257 166ZM197 179H199V176H197ZM7 186H8V185L6 184L5 187H7ZM112 199H113V200L115 199V196H114V195L112 196ZM57 204H59V201H57ZM114 210H115V209H114V207H113V211H114ZM96 235H98V236H102L103 233H96ZM213 243H215V242L213 241ZM73 264H75V261H73Z\"/></svg>", "mask_w": 264, "mask_h": 264}]
</instances>
